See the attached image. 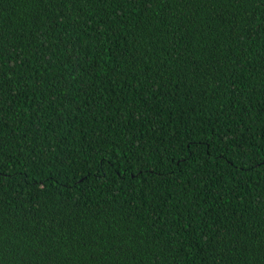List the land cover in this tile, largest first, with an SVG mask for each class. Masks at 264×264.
Here are the masks:
<instances>
[{
	"label": "trees",
	"instance_id": "trees-1",
	"mask_svg": "<svg viewBox=\"0 0 264 264\" xmlns=\"http://www.w3.org/2000/svg\"><path fill=\"white\" fill-rule=\"evenodd\" d=\"M0 264H264V0H0Z\"/></svg>",
	"mask_w": 264,
	"mask_h": 264
}]
</instances>
